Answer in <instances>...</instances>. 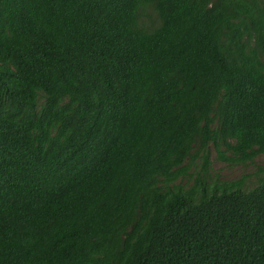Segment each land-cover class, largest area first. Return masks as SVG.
Masks as SVG:
<instances>
[{
    "label": "trees",
    "instance_id": "trees-1",
    "mask_svg": "<svg viewBox=\"0 0 264 264\" xmlns=\"http://www.w3.org/2000/svg\"><path fill=\"white\" fill-rule=\"evenodd\" d=\"M209 145L264 155V0H0V264H264Z\"/></svg>",
    "mask_w": 264,
    "mask_h": 264
},
{
    "label": "rangeland",
    "instance_id": "rangeland-1",
    "mask_svg": "<svg viewBox=\"0 0 264 264\" xmlns=\"http://www.w3.org/2000/svg\"><path fill=\"white\" fill-rule=\"evenodd\" d=\"M154 17V14L147 10L144 16H142V20L145 25H150V23L153 22ZM230 156V152H224V157L228 158ZM208 161L210 164L205 176V182L210 185L217 181H236L243 179V187L248 190L260 181H264V155L255 157L252 162L234 163L229 160L220 159L219 154L211 145H209ZM200 162V159L196 160L198 167ZM198 172V169L191 168L189 175L179 181V184L184 187L190 186Z\"/></svg>",
    "mask_w": 264,
    "mask_h": 264
}]
</instances>
